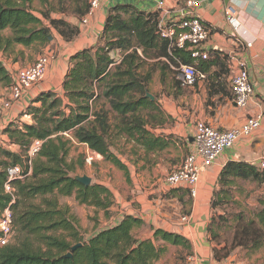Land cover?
Listing matches in <instances>:
<instances>
[{"label": "trees", "instance_id": "1", "mask_svg": "<svg viewBox=\"0 0 264 264\" xmlns=\"http://www.w3.org/2000/svg\"><path fill=\"white\" fill-rule=\"evenodd\" d=\"M48 1L39 0L43 7ZM33 2L0 0V53H7L14 46L43 49L53 40V33L65 42L78 36V25L52 19L50 11L36 16ZM74 5L73 16L81 22L89 10L90 0H75ZM157 17L155 12H142L131 5L111 7L97 45L69 59L61 92L39 93L20 115L30 123L13 122L2 131L8 146L16 147L18 152L0 146V211L12 202L3 188L7 169L20 166L27 171L30 161V175L11 183L13 227L18 239L0 248V264H153L164 252L157 245L159 241L189 250L186 239L160 230L154 232L152 240L135 239L132 231L143 222L130 216L83 239L69 209L60 208L56 200V195L73 196L80 205L104 211L113 203L112 194L105 186L85 187L74 180L75 162L67 161L72 140L122 171H126L125 166L111 151L114 141L125 137L153 145L154 141L147 138L144 119L145 111L155 109V102L145 97L151 72L142 73V69L148 60L161 64L162 77L169 65H193L203 73L208 65L228 63V57L222 53L211 51L207 60H201L193 59L186 49L170 48L169 42L156 34ZM4 31L10 35L2 36ZM116 52L121 54L118 62L111 56ZM12 81L0 60V83L9 87ZM101 100L108 110L104 106L95 110V104ZM34 142H40L41 146L30 160L27 153ZM78 165L81 167L82 162ZM237 179L262 184L264 173L251 164L228 162L218 178L219 190L214 193L213 209L215 199L228 198ZM37 198L42 200L41 205L30 203ZM261 204L252 220L237 227L231 249L214 247L216 260L228 258L233 249L256 251L262 247L264 202ZM213 217L208 234L211 241H217ZM77 244L81 246L71 251ZM68 253L71 258H62Z\"/></svg>", "mask_w": 264, "mask_h": 264}, {"label": "crops", "instance_id": "2", "mask_svg": "<svg viewBox=\"0 0 264 264\" xmlns=\"http://www.w3.org/2000/svg\"><path fill=\"white\" fill-rule=\"evenodd\" d=\"M156 1L159 0H100L87 24L81 25L74 17L64 19L79 26L78 36L65 42L53 33V40L39 50V54H53L54 59L41 82L9 109L0 110V145L8 142L2 131L9 124L17 121L30 123L29 119L20 118V115L39 93L61 92L69 59L97 45L111 7L131 5L139 11L158 14ZM188 1L198 4L187 8ZM164 3L165 9L169 11L166 17L168 22H178L181 13H186L210 28V37L203 45L205 52H218L227 57L234 55L245 61L253 96L244 108L233 103L230 80L236 68L230 69L228 63L208 65L206 72L202 73L204 78L191 88H182L178 76L177 80H171L170 83L167 74L163 72L162 77L161 70L158 71L152 79V84L159 90L158 96L154 92L145 94L146 98L155 102L153 111L144 112L147 138L154 143L145 145L142 141L136 143L120 137L117 140L119 144H112V153L126 171L112 166L116 173L114 181L95 182L110 191L113 203L105 211L92 210L98 216L97 221L103 223L105 228L117 225L126 216L140 219L142 226L132 231L137 240H152L154 232L160 230L188 241L189 250L157 242L164 252L153 264H228L230 260L232 264H264L262 249L252 252L238 248L228 258L216 260L208 234V226L215 211L212 208L214 193L219 190L218 178L224 166L228 162H244L259 169L260 162L264 161V0H164ZM226 7L235 10L236 27L226 22ZM28 50L30 48L14 46L7 53H0V60L12 80L17 71L33 64L39 57V54L33 56L27 62ZM150 84L151 80L146 91ZM6 89L0 84V105L7 98ZM250 116L261 118L260 128L248 137L241 138L200 173L194 198L190 197L186 187H170L165 183L168 173L176 170L183 159L194 152L193 137L198 122L225 131L242 127ZM9 149L18 152L16 147ZM260 171L264 173V169ZM235 184H249V194L255 189L254 194L258 196L255 203L262 208L264 182L258 184L237 179L233 186ZM244 188L243 191L239 188L242 195L246 194ZM100 230L94 229L92 235Z\"/></svg>", "mask_w": 264, "mask_h": 264}, {"label": "built area", "instance_id": "3", "mask_svg": "<svg viewBox=\"0 0 264 264\" xmlns=\"http://www.w3.org/2000/svg\"><path fill=\"white\" fill-rule=\"evenodd\" d=\"M158 11L156 34L160 39L167 40L170 48L186 49L191 53L193 59L207 60L208 53L203 50V45L208 41L211 30L198 18L186 13H181L178 22H168L166 17L169 13L165 9L164 0L156 1ZM100 0H90V7L86 16L81 20V25L87 24L88 18L98 8ZM197 2L188 1L187 8L197 6ZM183 11V10H182ZM226 22L236 27L235 10L226 7L224 10ZM53 54L39 56L36 61L17 71L13 81L6 89V100L0 105V110L9 109L13 103L29 92L37 83L41 82L46 75L50 63L53 61ZM229 68H236V73L231 77L230 90L233 103L239 107L247 106L253 96V88L246 68L245 61L234 55L228 57ZM178 79L182 88H191L196 82L204 78L193 65H182L178 67ZM261 118L250 116L245 124L239 128L221 131L203 122H198L195 126L193 137L194 152L187 155L178 168L165 177V183L170 187L184 186L190 197L196 195V186L200 173L211 166L216 159L226 150L231 149L241 138L248 137L255 130L260 128ZM40 142H34L27 153L31 160L39 151ZM264 169V161L259 164V170ZM6 182L4 192L12 197V202L3 211H0V248L10 244L14 234L13 216L11 204L14 203V190L11 183L23 181L30 175V161L28 170L24 171L20 166L8 168L6 171Z\"/></svg>", "mask_w": 264, "mask_h": 264}, {"label": "rangeland", "instance_id": "4", "mask_svg": "<svg viewBox=\"0 0 264 264\" xmlns=\"http://www.w3.org/2000/svg\"><path fill=\"white\" fill-rule=\"evenodd\" d=\"M75 0H49L46 7H43L39 0H34L33 2V12L36 16L40 17V12H47L50 11V17L52 19H68L73 16V10L75 8ZM2 36H9V31H4L1 33ZM39 50L32 48L28 50L27 54V62L32 60L33 56H38ZM43 54H39L42 56ZM114 57L115 61L118 62L120 60V53L111 54ZM155 60H148L147 64L144 65L142 69V73H146L147 71L151 72V84L146 92L153 93L154 95L158 96L159 90L156 89L157 86L152 84V79L160 71L161 64H156ZM164 63V61H162ZM178 67L179 64L176 65H169L165 71L168 78L175 81L177 80L178 76ZM1 84V83H0ZM161 91H164L163 89ZM95 110H99L101 106L106 107L108 110V106L105 105L104 101L101 100L95 104ZM110 116L111 121L113 118ZM113 123V122H111ZM3 135V134H2ZM5 136V135H4ZM70 137L68 136V139ZM67 139V138H66ZM3 148L9 149L7 142H2ZM119 144V141H114L113 145ZM10 150V149H9ZM68 162H75V172L74 177H82L86 176L91 179L90 185L96 184L95 182H103L104 180H115L116 173L114 172L112 166H114L111 162L104 161L100 156L91 152L85 145H80L75 141H71L70 150L67 157ZM82 162V166L79 167L78 162ZM89 185V186H90ZM249 184H235L229 190L228 198H220L222 199H215V208H214V217L215 220L213 224V231L217 237V241L212 240V245L214 247H220L231 249L233 245L234 236L237 232V227L244 225L249 220H252L256 213L260 210L259 206L256 205L255 201L257 200L258 196L255 195L254 192L248 193ZM243 187H245L246 194L242 195L239 188L243 191ZM48 199H52V197L48 196ZM56 200L58 202V206L60 208H68L69 214L71 217L75 219V226L79 232V235L83 239H88L92 236V231L94 229L100 230L104 229L106 226L103 223H99L98 216L92 207H87L85 205H80L74 199L73 196H58L56 195ZM42 200L40 198L32 200L30 203L35 205H41ZM217 220V221H216ZM17 231H14L13 237L10 240V244L16 243L18 239ZM58 235L63 236V234L58 233ZM238 249V248H237ZM264 252V243L260 248ZM236 250H231V253ZM248 250V249H242ZM255 252V251H252ZM233 255V254H232ZM232 258V257H231ZM228 264H232L231 260Z\"/></svg>", "mask_w": 264, "mask_h": 264}, {"label": "water", "instance_id": "5", "mask_svg": "<svg viewBox=\"0 0 264 264\" xmlns=\"http://www.w3.org/2000/svg\"><path fill=\"white\" fill-rule=\"evenodd\" d=\"M74 180L78 183H80L81 185L88 187L90 185L91 179L86 177V176H82V177H74ZM81 246L80 244L75 245L74 247H72L71 251H74L77 247ZM62 258H71V253H68L64 256H62Z\"/></svg>", "mask_w": 264, "mask_h": 264}]
</instances>
